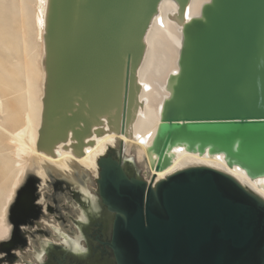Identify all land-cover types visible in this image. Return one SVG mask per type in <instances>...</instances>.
Returning <instances> with one entry per match:
<instances>
[{"label":"water","instance_id":"95a60500","mask_svg":"<svg viewBox=\"0 0 264 264\" xmlns=\"http://www.w3.org/2000/svg\"><path fill=\"white\" fill-rule=\"evenodd\" d=\"M162 1L43 0L38 149L54 156L62 144L82 155L94 136H135L145 106L139 70ZM171 1L182 46L148 145L150 166L164 170L185 149L263 181L264 0H210L196 16L191 0ZM119 147L99 156L97 178L102 204L115 215L108 245L116 264H264L263 196L200 163L156 184V174L130 177L127 168L137 169Z\"/></svg>","mask_w":264,"mask_h":264},{"label":"bare ground","instance_id":"6f19581e","mask_svg":"<svg viewBox=\"0 0 264 264\" xmlns=\"http://www.w3.org/2000/svg\"><path fill=\"white\" fill-rule=\"evenodd\" d=\"M191 1L189 15L196 16L200 15L203 5L210 0ZM29 6L30 10L23 16L26 17L31 27L32 36L29 45L33 47L34 58L30 65L32 69H29L28 64L27 66L25 65L27 72L24 74V83L27 95L24 109L18 110L16 108L18 100L16 101L15 95H13L16 92L8 90L11 88L9 85L10 81L0 79V89L4 91L3 96L0 93V160L6 158L7 161H12L14 173L13 176L11 174L12 178L8 181L7 186V182H4V185L1 184V187L6 186V189L3 195L0 194L2 197L0 202V247L8 249L14 247L16 243L18 236L16 231H14V222L12 221L14 217L12 215L17 205L16 200H21L28 193H25V190L23 191V186H25L31 174H36L42 180V184H40L41 190L46 188V185L52 179V174L60 175L75 185L77 184L83 191L85 198L95 206L97 196L87 188L88 180L85 179L84 183H80L81 179L79 180V177H87L89 173H92L96 178L99 177V156L105 155L107 149L111 147L120 148L119 146L121 145L124 147L125 157L132 160V162H138L143 167L144 175L148 181L156 174L153 180L154 184L162 178L175 174L179 169L200 163L229 173L243 185L264 197V180L261 183L259 180L250 179L243 170L226 165L222 157H211L207 154L200 155L183 149L178 150L168 168L157 171L150 166L148 145L151 144L159 127L162 103L169 95L167 80L172 73L179 69L178 58L182 46V25L169 17V14L175 13L177 10L176 2L171 0L162 1L160 9L161 22L159 17L155 18L154 25L147 36L148 49L142 63L143 65L139 70V80L143 85L140 98L144 100L145 106L139 110L137 119L133 124L135 136H126L113 132L94 136V144H87L82 155L75 154L71 148H63L62 144L58 146L60 153L54 156L38 149L37 143L39 141L44 109L43 98L46 79V72L43 66L45 55L44 25L41 19L45 5L43 0H31ZM24 11L27 10H23V13ZM22 32V35L24 34L23 46L27 50L29 42L26 37L28 31L26 33L22 29ZM25 52L28 54V51ZM0 54L2 55L1 52ZM140 136H149V138L143 142L140 140ZM2 163L0 166L5 165L4 162ZM44 198L42 197V200ZM14 202L16 205L13 206L12 210ZM43 202L45 201L43 200ZM24 211H21V213ZM78 218L82 221L87 220L83 210L80 211ZM44 223L49 225L54 232L53 242H61L71 249H74L76 244L82 246L80 243L81 237H83L81 232L72 237L60 227L59 223H52L49 220H45ZM46 241L50 242V239Z\"/></svg>","mask_w":264,"mask_h":264},{"label":"flooded vegetation","instance_id":"af4514ba","mask_svg":"<svg viewBox=\"0 0 264 264\" xmlns=\"http://www.w3.org/2000/svg\"><path fill=\"white\" fill-rule=\"evenodd\" d=\"M127 173L130 177L141 176L130 167L127 168ZM52 180L53 177L48 183V191H45V188L41 190L42 180L36 177L31 183L28 180L23 186V191L28 193L17 201L13 212L15 218L12 220L18 237L14 247L8 249L0 247V252L4 253L0 255L2 261L0 264H116L113 250L108 245L112 238L115 215L103 206L98 182H96L98 189L96 193L93 192L97 196L96 204L93 206L77 184L64 177ZM79 180L80 183L85 181L83 177H79ZM42 197H45L43 199L45 202ZM48 198L52 203L47 202ZM20 209L25 211L21 213ZM79 210L85 212L86 221L78 218ZM52 215L60 218L70 236L82 233L80 243L82 248L87 249L86 253L78 254L61 242L52 241L54 232L44 223L45 220L43 221V217ZM66 220H71L72 224H66ZM45 239H50L48 246L44 243ZM41 246L45 247V252L40 258L37 253L40 252Z\"/></svg>","mask_w":264,"mask_h":264},{"label":"rangeland","instance_id":"374dc122","mask_svg":"<svg viewBox=\"0 0 264 264\" xmlns=\"http://www.w3.org/2000/svg\"><path fill=\"white\" fill-rule=\"evenodd\" d=\"M30 1L31 0H29V1H26V0H0V12H1L0 13V52L2 53V55L0 54V62H1L0 63V79H7L8 82L10 81L9 85L11 88L8 90H10V91L14 90L16 92L13 95H15L16 101L18 100L17 101L18 104L16 106V108L18 110H22L25 107V99H26L27 94H26V87H25V83H24V74L27 72L26 71L27 70V67H26L27 64L29 66V69H32V67L30 65L32 64V61L34 58V51H32L33 47L29 45L30 41H31V36H32L31 35V33H32L31 27L29 26V22L26 19V17L23 16V14L26 15V12H28L30 10V6H29ZM23 10H27V11H24V13H23ZM22 18H25L26 21H25V19L22 20ZM22 29L25 30L26 33L28 31L27 37H26L28 39L27 41L29 42L27 50L23 46L24 45V41H23V35L24 34L22 35V33H23ZM25 51H28V54ZM26 57H27V59H26ZM28 60H29V63H28ZM23 63H25V64H23ZM24 67H26V68H24ZM15 86H16V88H15ZM0 93L3 96L4 91H2L0 89ZM2 162H4L5 165L0 166V181H1L0 182V194L1 195L4 194V191L6 189L5 187L7 186L8 181L11 180V178H12L11 174H12V176L14 175L13 169H12V165H13L12 161L10 162V161H7L6 158L5 159L3 158L0 160V165L3 164ZM134 166L136 167L137 172L141 176L145 177L143 167H141L137 162H134ZM5 170H7V171H5ZM9 176H10V178H9ZM36 176H37L36 174L35 175L31 174L29 176L28 180H30V183H31V180L35 179ZM51 177H53V180H56V178H63L60 175H53ZM83 178L88 180L87 185H86L87 188H89L90 191H92L91 189H93L92 192L96 193V190L98 189L97 183H96L98 177L96 178V177H94V175L92 173L91 174L89 173V175H87V177H83ZM28 180H27V182H28ZM4 182L5 183L7 182L6 186H3ZM1 184H3L2 186L4 188L1 187ZM48 188H49V184H48V186H46L45 191H48L49 190ZM1 190H3V192H1ZM1 195H0V202L2 199ZM16 201H18V200H16ZM49 201L52 203V201L48 198L47 202H49ZM15 202L12 205V210L14 208L13 206H15L17 204V202H16V204H15ZM20 210L24 211L23 209H20ZM12 216H15L14 213ZM44 220H47V221L49 220V222H52V223H54V222L59 223L60 227L63 230H65V228H64L65 224L62 223L60 218H56L55 215H52L51 217L45 216V217H43V221ZM50 220H52V221H50ZM66 224L70 225V224H72V221L66 220ZM14 227H15V224H14ZM2 254H4V253L0 252V255H2ZM0 262H2V261L0 260ZM4 263H5V261H4Z\"/></svg>","mask_w":264,"mask_h":264},{"label":"snow or ice","instance_id":"6c2138e0","mask_svg":"<svg viewBox=\"0 0 264 264\" xmlns=\"http://www.w3.org/2000/svg\"><path fill=\"white\" fill-rule=\"evenodd\" d=\"M74 252L78 254H84L87 252V249L82 248L79 244H76L75 248L73 249Z\"/></svg>","mask_w":264,"mask_h":264}]
</instances>
